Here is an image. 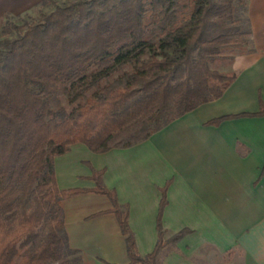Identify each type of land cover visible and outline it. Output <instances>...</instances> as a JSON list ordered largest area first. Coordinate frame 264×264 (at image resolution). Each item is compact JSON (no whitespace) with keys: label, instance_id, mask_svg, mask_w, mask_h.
<instances>
[{"label":"trees","instance_id":"16d2710c","mask_svg":"<svg viewBox=\"0 0 264 264\" xmlns=\"http://www.w3.org/2000/svg\"><path fill=\"white\" fill-rule=\"evenodd\" d=\"M43 12L14 38L0 34V264H82L69 244L62 202L84 192L60 189L55 158L72 144L92 151L136 145L202 104L223 96L237 77L212 67L247 51L250 30L237 15L242 0H70ZM133 53V71L109 80ZM95 90V93L90 91ZM82 102L63 121L48 118L50 98ZM254 113L229 114L208 124ZM264 173V169H263ZM94 170V192L109 197L126 239L130 264H158L168 242L137 253L129 212ZM70 256H75L72 262Z\"/></svg>","mask_w":264,"mask_h":264},{"label":"crops","instance_id":"0c3cea01","mask_svg":"<svg viewBox=\"0 0 264 264\" xmlns=\"http://www.w3.org/2000/svg\"><path fill=\"white\" fill-rule=\"evenodd\" d=\"M37 1L0 0V26L6 15L22 14ZM247 17L252 49L234 58L237 77L222 97L136 145L81 159L73 152L88 146L77 142L55 158L59 188L84 190L62 202L69 244L82 264H130L111 200L93 191V171L103 169L104 184L129 212L140 256L156 246L162 189L168 185L164 239L191 232L168 242L158 264H264V115L208 124L224 115L257 112L264 103V0H248ZM78 161L91 171L74 172Z\"/></svg>","mask_w":264,"mask_h":264},{"label":"rangeland","instance_id":"374dc122","mask_svg":"<svg viewBox=\"0 0 264 264\" xmlns=\"http://www.w3.org/2000/svg\"><path fill=\"white\" fill-rule=\"evenodd\" d=\"M70 0H56L58 4H62L64 2H67ZM55 8V6L49 2L48 0H38L36 5H33L32 8H28L25 12L22 14L18 15H11L8 14L6 15L2 25L0 26V34H3L4 36L14 38L18 34L22 32V27H25L31 22H35L38 20L39 16L43 12H50ZM248 13V0H242L241 2H238L237 4V15L245 19L246 22V28L250 30V24H249V19L247 17ZM250 39V36H249ZM251 47V41L250 45L248 46V50L250 51L252 48ZM247 51H243L240 53H235V57L241 53H245ZM149 57V53H133L129 55L126 60L132 58V62L125 61L123 65H117L113 72L110 73L109 75V80L113 79H123L127 82H129V77L127 76V73L129 71H133L134 69V64H139L138 59L141 58H147ZM232 62L231 60H225V61H218L216 63L212 64V67L226 73H232ZM90 93H95V90H92L89 92ZM82 102V99L76 101V102H70L68 101L65 97L62 96H52L50 98V106H51V111L50 113L47 114L48 118L53 119L56 122L63 121L66 119L74 109ZM85 149V150H84ZM89 153H94L93 151L89 150V148H83V149H77L76 152H73L72 157H77L81 159H92L91 154ZM75 170L78 175H86V171L90 170L91 168L87 165V163H80L79 161L75 163ZM59 170L60 172L62 171V161L60 160L59 162ZM64 170V169H63ZM75 256H70L69 260L72 262V259Z\"/></svg>","mask_w":264,"mask_h":264}]
</instances>
